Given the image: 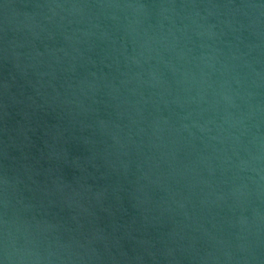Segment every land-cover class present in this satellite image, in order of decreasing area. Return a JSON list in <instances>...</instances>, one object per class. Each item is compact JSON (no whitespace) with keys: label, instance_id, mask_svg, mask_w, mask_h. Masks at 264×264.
<instances>
[{"label":"water","instance_id":"water-1","mask_svg":"<svg viewBox=\"0 0 264 264\" xmlns=\"http://www.w3.org/2000/svg\"><path fill=\"white\" fill-rule=\"evenodd\" d=\"M0 264H264V0H0Z\"/></svg>","mask_w":264,"mask_h":264}]
</instances>
